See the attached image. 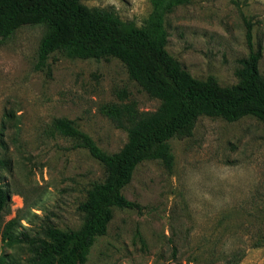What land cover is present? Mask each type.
Instances as JSON below:
<instances>
[{"label":"rangeland","instance_id":"obj_1","mask_svg":"<svg viewBox=\"0 0 264 264\" xmlns=\"http://www.w3.org/2000/svg\"><path fill=\"white\" fill-rule=\"evenodd\" d=\"M142 26L149 0H80ZM241 17L252 23V43L264 77V0H187L162 17L165 50L191 77L237 83L235 70L247 51ZM44 26H23L0 44V189L6 196L0 231L16 219L14 233L40 237L45 226L77 230V210L100 164L52 129L70 121L103 152L126 142L127 125L156 110L115 58L80 60L51 54L36 67ZM166 169L145 161L123 188L139 210H112L85 264H264V121L197 118L190 137L168 141ZM5 252L28 264L24 247Z\"/></svg>","mask_w":264,"mask_h":264},{"label":"trees","instance_id":"obj_2","mask_svg":"<svg viewBox=\"0 0 264 264\" xmlns=\"http://www.w3.org/2000/svg\"><path fill=\"white\" fill-rule=\"evenodd\" d=\"M151 11L141 27L120 21L112 12L88 8L80 0H0V44L23 26H44L36 56L40 68L53 53L80 60L117 59L134 81L159 104L155 111L117 121L126 142L116 153L100 150L70 121L54 119L52 129L77 141V146L102 166L104 181L94 182L77 210L83 221L77 230L45 226L41 236L14 233L16 219L0 231V264H18L5 252L24 247L28 264H85L97 237L103 236L112 210H139L122 195L137 165L158 161L170 169L173 157L168 141L190 137L197 118L219 117L236 122L244 117L264 121V77L258 70L260 54L252 43V23L241 17L246 55L238 61L237 83L221 87L212 76L191 77L167 53L162 17L187 0H149ZM6 201L0 189V211Z\"/></svg>","mask_w":264,"mask_h":264}]
</instances>
